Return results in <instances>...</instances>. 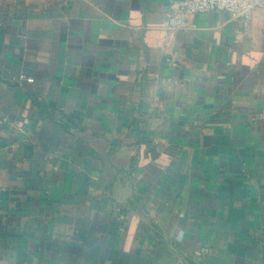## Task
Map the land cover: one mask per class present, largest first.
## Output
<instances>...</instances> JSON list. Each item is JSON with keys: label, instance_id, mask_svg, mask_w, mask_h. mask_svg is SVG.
I'll return each mask as SVG.
<instances>
[{"label": "crops", "instance_id": "1", "mask_svg": "<svg viewBox=\"0 0 264 264\" xmlns=\"http://www.w3.org/2000/svg\"><path fill=\"white\" fill-rule=\"evenodd\" d=\"M173 2L0 0V264H264V7Z\"/></svg>", "mask_w": 264, "mask_h": 264}, {"label": "built area", "instance_id": "2", "mask_svg": "<svg viewBox=\"0 0 264 264\" xmlns=\"http://www.w3.org/2000/svg\"><path fill=\"white\" fill-rule=\"evenodd\" d=\"M257 7H264V0H174L172 13L168 18V28L172 30H189L196 26L190 16L211 10L226 11L234 19H240L246 32H250L254 11ZM21 79L34 82V78L26 74ZM205 250H208L205 248Z\"/></svg>", "mask_w": 264, "mask_h": 264}]
</instances>
